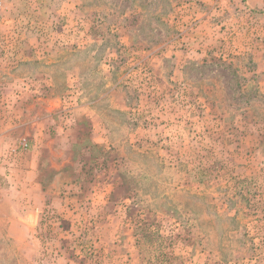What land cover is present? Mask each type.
<instances>
[{
	"label": "rangeland",
	"instance_id": "obj_1",
	"mask_svg": "<svg viewBox=\"0 0 264 264\" xmlns=\"http://www.w3.org/2000/svg\"><path fill=\"white\" fill-rule=\"evenodd\" d=\"M214 5L198 29L197 7ZM242 6L5 0L14 160L31 120L77 142L42 157L35 262L6 245L0 264H264V14L252 25Z\"/></svg>",
	"mask_w": 264,
	"mask_h": 264
},
{
	"label": "crops",
	"instance_id": "obj_2",
	"mask_svg": "<svg viewBox=\"0 0 264 264\" xmlns=\"http://www.w3.org/2000/svg\"><path fill=\"white\" fill-rule=\"evenodd\" d=\"M243 2V0H240ZM247 6L243 9H236L235 12L248 14V21L254 24L256 14H264V0H244ZM216 5L206 9L205 6L197 7L196 14L201 16L198 20V29L206 25L213 24L214 16L217 13ZM244 10V11H243ZM233 12V10H232ZM264 20V17H261ZM261 18L259 20H261ZM200 22V23H199ZM213 22V23H212ZM246 23V19H244ZM258 29H264V24L255 23ZM259 40L258 38H256ZM200 40L203 41L201 38ZM262 37L260 38V41ZM0 123V251L4 252L6 245L14 246L15 250L20 252L26 258L34 263L32 255L30 236L36 231L42 213L47 206L46 194L50 191L46 186L44 177L45 162L42 157L45 152L57 151V144L61 142L62 149L67 148L66 142L75 145L77 135L68 127V135H62L58 126L55 127L56 133L51 134V129L46 122L42 120H31L24 123L27 127L32 128L28 137H23L29 143L25 148L24 154L20 161L14 160L16 154V129L18 122L15 120L3 119ZM22 124V125H24ZM30 124V125H29ZM76 136V137H75ZM68 164V163H67ZM66 163L58 165L59 168H66ZM51 166L54 167L52 164ZM62 166V167H61ZM68 184V183H67ZM58 199V198H56ZM22 234V235H21ZM19 235H21L19 237Z\"/></svg>",
	"mask_w": 264,
	"mask_h": 264
},
{
	"label": "built area",
	"instance_id": "obj_3",
	"mask_svg": "<svg viewBox=\"0 0 264 264\" xmlns=\"http://www.w3.org/2000/svg\"><path fill=\"white\" fill-rule=\"evenodd\" d=\"M4 3L5 0H0V11L4 9ZM20 146L23 148H27L29 146V143L26 139H24L20 142Z\"/></svg>",
	"mask_w": 264,
	"mask_h": 264
}]
</instances>
